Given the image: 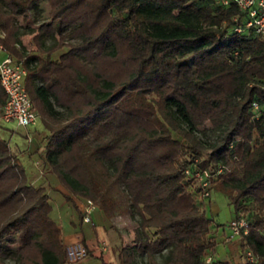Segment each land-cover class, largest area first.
I'll list each match as a JSON object with an SVG mask.
<instances>
[{"label":"trees","instance_id":"1","mask_svg":"<svg viewBox=\"0 0 264 264\" xmlns=\"http://www.w3.org/2000/svg\"><path fill=\"white\" fill-rule=\"evenodd\" d=\"M245 20L218 0H0V43L47 131L43 163L64 196L129 215L147 239L144 259L120 245L101 264H264V35ZM190 165L222 166L210 189L246 218L238 261L215 254ZM51 206L0 135V264L67 262Z\"/></svg>","mask_w":264,"mask_h":264},{"label":"rangeland","instance_id":"2","mask_svg":"<svg viewBox=\"0 0 264 264\" xmlns=\"http://www.w3.org/2000/svg\"><path fill=\"white\" fill-rule=\"evenodd\" d=\"M23 21L22 18H20ZM23 43L28 47L32 48L33 44L30 41L31 34L26 33L22 36ZM58 47V45L54 46ZM61 49V48H60ZM41 120L38 116L36 122L29 126H22L11 120L9 122L0 123V135L7 139L11 150L18 154L21 162L25 166L28 175L35 172V161L43 163L42 159V148L43 139L47 133L45 129L39 133V140L41 142V149H38L31 154L28 152L29 135L27 134L26 128L33 130L34 127L41 129ZM31 134V133H30ZM54 180H49L50 200H51V216L58 222L60 226V232L64 237L65 241L73 240L83 242L85 238H91L90 244L94 246H106L107 260L116 262L118 257V248L120 245H134L137 251H142V257L138 255V258H145L146 252L149 251V245L147 239L143 234L140 226L137 225L136 221L127 214L115 213L112 217H107L103 210L96 206L92 212L91 220L89 222L83 221L79 216V210H81L80 202L83 198L71 196L67 198L62 193L63 188L59 185L56 177L53 175ZM38 183H48L46 178L36 181ZM211 200V202H210ZM206 212L211 217V230L220 236L223 229L224 234L229 231L228 223L234 218V210L229 202L227 196L218 189H212L209 197L206 198ZM74 223H72V221ZM73 242V241H72ZM89 244V242L87 241ZM238 248V242H233ZM87 247V246H86ZM234 247V246H233ZM88 248V247H87ZM220 250H222L221 243L215 244V254L220 258H226ZM104 253L101 251H95L92 254L78 259L74 262H66L65 264H101L102 258L99 256ZM156 258L160 259L159 255L156 254ZM233 261H238L239 258H228ZM143 261V260H142ZM140 263H142L140 261Z\"/></svg>","mask_w":264,"mask_h":264},{"label":"built area","instance_id":"3","mask_svg":"<svg viewBox=\"0 0 264 264\" xmlns=\"http://www.w3.org/2000/svg\"><path fill=\"white\" fill-rule=\"evenodd\" d=\"M221 3L233 2L246 14L245 25L254 27L255 31L264 35V0H218ZM26 70L21 59L15 58L8 53L3 44L0 43V85L5 92V101L0 109V120L3 122L15 121L22 126L34 124L38 118L37 111L32 105L31 99L23 84V76ZM258 106L256 101H252V108ZM222 169L218 166L215 170L202 168L197 165H190L185 168V172L192 176L199 188L198 199H205L210 194V184L212 178ZM82 220L89 222L96 205L91 198L85 197L80 202ZM229 231L225 234L226 240L239 238L242 233L247 232V221L240 213L234 216L228 223ZM89 254L88 248L79 241H73L66 246L67 262H74ZM244 261H254L256 256L251 250H246L242 256ZM210 260V255L206 256V261Z\"/></svg>","mask_w":264,"mask_h":264},{"label":"crops","instance_id":"4","mask_svg":"<svg viewBox=\"0 0 264 264\" xmlns=\"http://www.w3.org/2000/svg\"><path fill=\"white\" fill-rule=\"evenodd\" d=\"M56 48H58V47H53L52 50L56 51L57 50ZM41 124H42V122H41ZM41 126H42L41 129L34 127L33 130H30L29 128H26L27 134L29 135V145H28L27 150L30 154L32 152L38 150V149H41V142L39 140V133L41 131H43V129H44L43 124ZM44 141H45V137L43 139V143H44ZM34 164H35V172H33V174H31V175H28L29 179L31 180L32 183L36 184L35 183L36 181H40L41 179L46 178L48 183H38V184L44 185L46 187L47 192L50 195V191L47 188L50 186L49 180H54V177H53L54 174H52V172L49 170L47 165H45L44 163L41 164L39 161L36 160ZM62 193H63V190H62ZM50 197H51V195H50ZM210 202H211V200H210ZM72 223H74V222L72 221ZM224 230L225 229H223V232H222V234H220V236H217V234L215 232H213V230H212V233L214 234V237H215V242L216 243L219 242L222 245V250H220V251L224 255H227V257L224 259L236 258V257L239 258L240 255L238 252V248L235 244L232 243V241L237 243L238 239L234 238L231 240H226L225 239L226 233L224 234ZM225 232H226V230H225ZM61 237H62L63 241L65 243H67L65 241L64 237L62 236V234H61ZM75 240H77L76 237H74L73 240L69 241V243L72 241H75ZM84 241H85L88 249H90V251H91L90 254L94 253L95 251H99V252L101 251L102 253H104V258L107 259V255L105 253V251H106L105 245H101L99 247L94 246L93 244H90V242H92L91 238H87V239L85 238ZM87 241L89 242V244L87 243Z\"/></svg>","mask_w":264,"mask_h":264}]
</instances>
